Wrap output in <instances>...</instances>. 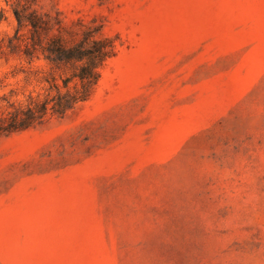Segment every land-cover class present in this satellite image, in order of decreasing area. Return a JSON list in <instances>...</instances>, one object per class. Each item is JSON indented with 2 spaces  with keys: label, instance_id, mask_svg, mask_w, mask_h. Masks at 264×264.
Instances as JSON below:
<instances>
[{
  "label": "rangeland",
  "instance_id": "374dc122",
  "mask_svg": "<svg viewBox=\"0 0 264 264\" xmlns=\"http://www.w3.org/2000/svg\"><path fill=\"white\" fill-rule=\"evenodd\" d=\"M39 7L119 53L77 110L0 136V264H264V0ZM15 65L0 115L33 90Z\"/></svg>",
  "mask_w": 264,
  "mask_h": 264
},
{
  "label": "trees",
  "instance_id": "16d2710c",
  "mask_svg": "<svg viewBox=\"0 0 264 264\" xmlns=\"http://www.w3.org/2000/svg\"><path fill=\"white\" fill-rule=\"evenodd\" d=\"M41 1L7 0L17 28L0 41V58H15L10 74L33 90L21 101L2 98L0 136L77 110L94 96L104 67L119 53L118 38L105 34L104 24L82 18L69 23L60 11H42Z\"/></svg>",
  "mask_w": 264,
  "mask_h": 264
}]
</instances>
